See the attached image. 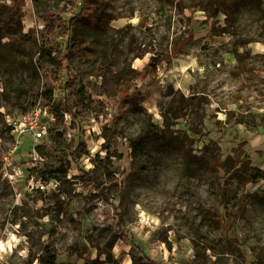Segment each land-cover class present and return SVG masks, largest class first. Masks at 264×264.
<instances>
[{
	"label": "rangeland",
	"instance_id": "obj_1",
	"mask_svg": "<svg viewBox=\"0 0 264 264\" xmlns=\"http://www.w3.org/2000/svg\"><path fill=\"white\" fill-rule=\"evenodd\" d=\"M37 1L40 8L65 17L78 11L82 2ZM102 1L117 18L107 29H88L86 34L99 47L109 48L114 67L134 75L130 91L141 89L145 98L139 96L138 103L154 123L163 128L162 113L179 92L203 95L204 116L182 118L179 124L199 130L193 135L195 151H221L224 158L232 157L245 139L253 164L264 171V0L262 10L246 0L230 18L224 13L211 16L219 0ZM33 2L25 0L22 10L13 13L9 1L0 0V53L13 63V77L23 84L32 79L22 63L21 34L43 26L35 17ZM235 47L251 54L244 72L237 68ZM167 53L172 55L171 64L164 60L135 78L138 74L133 69L144 71L149 63L153 65V57ZM89 57L83 64L76 58L72 70L76 84L88 97L79 110V135L90 153L80 167L91 171L95 181L87 183L73 162L68 177H76L77 182L67 194L59 195L56 182L41 181L36 173L39 168L26 170L15 182L4 174L6 164L25 166L32 144L43 139L27 142L9 154L14 140L5 125L34 109L40 92L24 94L21 108L7 104L0 95V264H42L39 256L47 245L54 248L57 264H83L88 248L96 258L115 237L108 264H133L132 241L144 246L159 264H264V206L251 197V193L264 192V179L244 183L230 178L227 201L221 204L214 192L217 172L204 164H186L178 151L166 150L154 141L148 151L155 163L147 169L133 164L129 139L140 132L145 111L131 110L127 101L114 122L120 113L119 96L109 73L100 75L105 65L97 52L90 51ZM4 78L0 65V93ZM241 83L245 85L242 90ZM61 90L56 91L58 98ZM65 119L69 125L71 115ZM104 134L113 139V156L106 162L113 174L101 162L107 154ZM97 163L99 167L94 168ZM212 212L228 216L227 229L210 217ZM225 234L239 242L233 254ZM193 239L205 247L201 252L194 248Z\"/></svg>",
	"mask_w": 264,
	"mask_h": 264
},
{
	"label": "trees",
	"instance_id": "obj_2",
	"mask_svg": "<svg viewBox=\"0 0 264 264\" xmlns=\"http://www.w3.org/2000/svg\"><path fill=\"white\" fill-rule=\"evenodd\" d=\"M8 1V6L13 13H18L25 5V0ZM245 1L219 0L211 16L215 17L219 13H224L226 18H230L238 11L241 3ZM251 1L262 10V0ZM33 5L35 17L41 21L43 26H34L21 34V45L24 50L22 63L28 70L32 81L25 84L17 82L13 77V63H10L0 53V65L5 72L2 85L3 91L0 95L3 96L7 104L21 108L24 103L23 95L38 90L40 92L38 103L54 115L55 120L51 123L47 137L37 146V151L44 158V161L42 167L37 169L36 173L37 177L46 184L51 181L56 182L58 193L61 196L71 192L77 182L76 177H73L74 180L68 177L73 162L77 169L82 172L81 176L87 183L95 181L91 171H84L80 167V162L90 153L84 138L79 135L81 128L79 110L86 104L88 97L76 84L77 79L72 70L74 60L78 58L79 64H83L90 59V51L97 52L101 63L105 65L100 75L109 73L112 86L119 96V111L127 101L132 104L131 110L145 111L144 107L138 103L139 96L145 98V95L141 93L140 88L133 92L130 91L132 88L131 79H134V75L114 67L112 52L109 51V48L99 47L96 39L94 37L90 38L86 34L88 29L92 31L107 29L109 24L117 18L106 9L107 2L82 0L79 10L72 12L67 17L59 11L40 8L37 0H34ZM207 11L210 12V10ZM73 47L75 52L72 51ZM232 51L237 59L238 70L244 72L250 59V52L240 51L238 47H235ZM152 59L153 65L149 63L144 71L133 69V72L138 74L135 78H140L145 72L155 69L164 60L171 64L172 55L168 53L160 54ZM244 87V83H241L239 89L242 90ZM58 88L62 89L61 98L56 96ZM204 103H206V98L203 95L199 96L194 93L185 95L179 92L178 96L173 97L167 103L166 111L162 113L163 128H159L154 123L152 115L145 111L140 132L129 139L132 149V163L140 165L143 169L153 165L155 159L149 153L148 146L154 141L166 150L178 151L186 164H204L217 172L218 186L214 192L220 203L225 204L227 201L226 184L230 178H238L244 183H257L264 179V171L253 164L252 157L246 148L248 141L245 139L237 144L232 157L224 158L221 151L213 154L203 150L195 151L192 143L199 130L191 125L181 126L179 124L182 118L194 117V119H198L201 114L203 117ZM99 104L102 109H105L102 102H99ZM67 114L71 115L69 125H67L65 119ZM119 114H121V111L113 118L114 122L119 118ZM5 129L11 134V125H5ZM114 131L117 134H122L118 127H115ZM104 137L107 143L103 145V149L107 151V154L101 159V162L104 164V170L106 169L109 174H113V171L108 169L109 164L106 163L113 156L111 153L113 139L106 134H104ZM256 152L259 156L263 155L260 150H256ZM96 167H99V163L94 168ZM119 195L122 198L123 192L121 191ZM251 197L255 202L264 206V192L251 193ZM210 217L224 229L228 228L230 220L226 214L212 212ZM225 238L229 242V252L233 254V249L239 248V242L235 237L228 234H225ZM116 241L117 238L115 237L104 250L100 251L96 258H92L90 249L86 246V250L87 248L88 250L84 256L85 262L83 264H108L112 262L108 258L111 257V251ZM192 242L196 251L201 252L204 246L196 239H193ZM132 245L135 250L132 256L133 264H159L145 252L144 246L140 243L132 241ZM102 255L107 257L102 259ZM39 257L42 264H57L58 256L54 248L49 245L44 247L43 253ZM241 257L242 261H246V255L242 251Z\"/></svg>",
	"mask_w": 264,
	"mask_h": 264
},
{
	"label": "built area",
	"instance_id": "obj_3",
	"mask_svg": "<svg viewBox=\"0 0 264 264\" xmlns=\"http://www.w3.org/2000/svg\"><path fill=\"white\" fill-rule=\"evenodd\" d=\"M54 120V115L46 107H42L40 103L31 111L12 117L8 124L11 125L14 147L9 154H13L18 147L27 142H34L47 137L51 123ZM40 144L35 142L32 144L29 159L25 163L26 168L24 165L10 167V165L6 164L4 174L9 177L11 182L23 177L26 170L42 167L41 164H43L44 158L37 151V146ZM5 158L7 159L8 157L5 156Z\"/></svg>",
	"mask_w": 264,
	"mask_h": 264
}]
</instances>
